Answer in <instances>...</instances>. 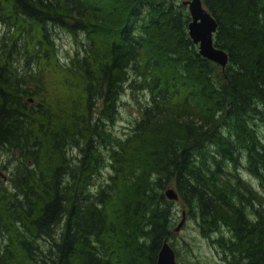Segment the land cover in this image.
I'll use <instances>...</instances> for the list:
<instances>
[{"label": "trees", "instance_id": "obj_1", "mask_svg": "<svg viewBox=\"0 0 264 264\" xmlns=\"http://www.w3.org/2000/svg\"><path fill=\"white\" fill-rule=\"evenodd\" d=\"M183 1L0 0V22L18 26L0 37V151L15 159L0 177V264H156L168 188L201 236L220 233L226 260L264 264V196L240 172L264 189V0H201L224 68L190 40ZM50 25L89 40L67 67ZM57 69L81 80L82 113L45 91ZM126 86L148 102L122 139L104 124Z\"/></svg>", "mask_w": 264, "mask_h": 264}, {"label": "rangeland", "instance_id": "obj_2", "mask_svg": "<svg viewBox=\"0 0 264 264\" xmlns=\"http://www.w3.org/2000/svg\"><path fill=\"white\" fill-rule=\"evenodd\" d=\"M185 8L188 13L187 6H185ZM17 29L18 26L13 28L10 27L8 31L7 26L0 22V37L2 35H8L7 37L14 36L16 35ZM50 31L54 40L59 64L63 66H69L70 59L84 52L83 45L86 44V48L89 46V40L82 33L73 35L58 25H50ZM5 33H7V35ZM108 33V31L101 32L98 30V32L93 35L98 38L104 35L105 38ZM91 39L93 40V38ZM66 73L65 69H57L52 75L43 72L42 83L46 84L45 91L48 92L49 95H52L54 92L55 94H59L65 105H74V103H76V105L79 104L78 113H82L85 100L82 82L78 77L71 76L72 82L71 84H67V82L62 81ZM147 102L148 95L145 92L126 86L118 105L117 117L112 123L106 121L104 124L105 129L113 136L122 139L125 138L131 132L135 120L140 117V112L144 109ZM255 129L259 137L264 141V122L257 118L255 120ZM68 154L71 158H74L77 155V150L74 148L70 149ZM14 162L15 159L13 156L0 151V170L6 178L10 177V168H12ZM3 165L6 168H4ZM109 172L110 169L106 161V167L102 169V174L98 177L96 182H102L103 179L108 176ZM240 172L246 182L264 196V189L258 184V181L253 176L249 175L244 168H241ZM5 180L3 181L5 182ZM8 182L10 183L9 180H6V183ZM182 212L185 213L184 223L178 231H175L174 229L181 220ZM172 230L173 233L168 239V243L174 250L176 264H232L225 259L219 248L211 242V239L218 237L220 233H213L210 239L201 236L196 221L186 215V208L177 200L174 201L173 205ZM221 232H223L226 237L230 235V232L225 227H222ZM40 242L44 243L43 241ZM3 245L4 242L0 240V248Z\"/></svg>", "mask_w": 264, "mask_h": 264}, {"label": "water", "instance_id": "obj_3", "mask_svg": "<svg viewBox=\"0 0 264 264\" xmlns=\"http://www.w3.org/2000/svg\"><path fill=\"white\" fill-rule=\"evenodd\" d=\"M183 5L187 6L190 21L187 24V33L190 40L198 46L199 54L224 68L228 62V55L223 49L217 48L213 43V35L217 29V22L210 12L203 6L201 0H185ZM0 177L5 180L6 176L0 170ZM169 200H177L178 196L174 188H168L164 192ZM185 220V213L182 212L181 220L174 229L178 231ZM156 264H176L173 248L165 239L157 254Z\"/></svg>", "mask_w": 264, "mask_h": 264}]
</instances>
